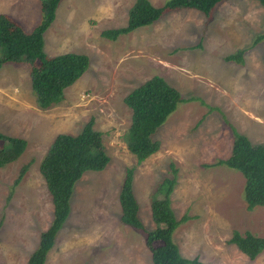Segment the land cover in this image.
I'll use <instances>...</instances> for the list:
<instances>
[{
  "label": "rangeland",
  "instance_id": "1",
  "mask_svg": "<svg viewBox=\"0 0 264 264\" xmlns=\"http://www.w3.org/2000/svg\"><path fill=\"white\" fill-rule=\"evenodd\" d=\"M134 1H60L43 51L85 55L89 66L59 105L37 109L27 65L0 68V133L26 142L23 155L0 169V264H26L38 247L53 219L41 159L57 135L75 136L90 120L109 163L76 182L45 264H152L143 235L120 223L118 195L133 169L138 216L153 230L151 201L170 165L177 171L171 208L176 220L189 218L172 235L180 256L199 264H264V251L250 261L227 244L234 231L264 238V207L247 211L240 173L207 167L229 157L233 128L252 145H264V41L251 47L264 31V8L253 0H225L211 19L181 10L115 41L102 38L103 31L126 25ZM148 1L160 7L168 0ZM0 15L30 34L41 20L39 0H0ZM239 50H245L243 65L224 61ZM154 76L182 99L197 101L178 105L153 136L157 153L138 164L124 143L131 111L123 100Z\"/></svg>",
  "mask_w": 264,
  "mask_h": 264
},
{
  "label": "trees",
  "instance_id": "2",
  "mask_svg": "<svg viewBox=\"0 0 264 264\" xmlns=\"http://www.w3.org/2000/svg\"><path fill=\"white\" fill-rule=\"evenodd\" d=\"M61 0H39L41 20L30 34L7 15H0V68L8 63L25 64L29 68L30 87L38 110L46 111L64 100V91L71 87L88 69L85 55L67 53L48 57L43 51V36L55 19ZM264 8V0H253ZM225 0H168L154 7L148 0H135L128 11L127 23L118 29L105 30L101 37L115 41L138 28L149 26L164 14L181 10H193L211 19L214 10ZM264 41V31L255 37L251 47ZM245 50L227 56L224 61L243 65ZM197 99H182L179 92L164 79L154 76L131 91L123 100L131 111V123L124 135L127 151L138 164L157 153L160 144L153 140L154 134L182 103ZM88 121L75 136L60 134L52 141L41 159L39 173L44 180L53 206V219L48 229L40 235L38 247L26 264H45L48 252L54 246L57 233L70 212V200L76 182L86 172H101L109 163L101 133ZM233 143L230 155L207 167H225L240 173L244 179L243 200L247 211L264 207V145H252L243 135L232 129ZM26 149L23 139L0 133V169L15 162ZM21 167L13 185L16 186L27 171ZM176 169L170 165L169 175L157 186L151 201V219L155 228L146 230L139 219V206L133 193V169L125 172L120 186L118 202L120 223L143 235L150 251L152 264H199L180 256L172 235L178 226L189 220H176L170 197L176 186ZM246 256L255 260L264 251V238L249 232L234 231L227 241Z\"/></svg>",
  "mask_w": 264,
  "mask_h": 264
},
{
  "label": "crops",
  "instance_id": "3",
  "mask_svg": "<svg viewBox=\"0 0 264 264\" xmlns=\"http://www.w3.org/2000/svg\"><path fill=\"white\" fill-rule=\"evenodd\" d=\"M3 67V66H2Z\"/></svg>",
  "mask_w": 264,
  "mask_h": 264
}]
</instances>
